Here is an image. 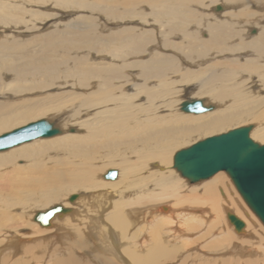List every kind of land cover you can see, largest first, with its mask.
Returning a JSON list of instances; mask_svg holds the SVG:
<instances>
[{"label": "bare ground", "instance_id": "6f19581e", "mask_svg": "<svg viewBox=\"0 0 264 264\" xmlns=\"http://www.w3.org/2000/svg\"><path fill=\"white\" fill-rule=\"evenodd\" d=\"M62 1L66 2V0ZM218 2H222L226 10L213 9L210 21L207 18V21L205 20L204 13L197 15V11L194 12L195 10L187 7L191 4L188 0H176L174 4L162 0V5L165 7L161 6L163 10L154 13L157 17L162 15L167 19L163 26L172 37L179 34L188 43L186 51L176 48L179 50L177 56L181 62L187 63L186 66L179 65L176 56H167L161 52L151 53L152 56L147 60L146 58L136 60L139 51L134 50L142 47L154 36L151 30H144L141 34L130 32L124 36L119 32L118 35L122 36L119 42H112L110 35H99L93 40H88L84 36L83 42L94 41L93 46L97 43H111L107 51L94 50L93 53H89L85 61L84 56H77L83 59L78 63L82 66L87 65L84 69L80 67L77 70L73 69L80 77L77 86L86 89V106L70 114L60 113L80 101L82 94L72 95L74 91L66 90L46 94L41 91L57 85L55 83L59 80L56 76L60 67L67 66L73 59L77 60L70 55L71 48L68 45L71 44L64 43L62 47H58L62 51L59 63L54 62L51 60L53 58L47 55L39 57L43 59H36L37 56H24L23 60L27 61L23 64L5 65L1 60L6 59V54L26 51L28 43L25 42L22 46L14 44L11 47L0 43V52L9 49L4 56L0 54V67L13 72L19 79H25L30 74H41L42 71V75L50 77L49 80L35 84H18L11 89L12 93L5 89L0 90V134L10 131L9 129L17 125L24 126L27 121L39 116L48 117L62 128L58 127L60 129L58 135L38 137L0 151V242L9 236L7 232H16L23 222L29 223L31 218L34 220L36 213L45 211L49 205L56 202L67 205L66 197L74 190V193H82L85 197H89L88 199H93L97 208L95 211H100L105 205L113 206L109 218L122 232H125L130 223L129 217L126 216L130 210L123 209L126 200H109V202L104 191H98L103 187L112 188V181L119 183L120 180L125 179L126 183L121 188V193L130 188L129 184L143 183L140 186L137 184L140 187L137 191L138 195L143 193L144 196L148 195L147 197L152 198L146 204L145 210L151 221H154V225H159V229H155L151 234L146 232L133 234L131 238H135L125 241L127 245L119 248L116 239L112 237L114 231L108 223L103 221L102 224V219L99 218L101 214L96 218L90 217L86 225L99 222L101 227L97 231L100 240L97 248L100 250L92 255L98 264H156L160 260L164 262V259H170L173 253L175 255L179 253L180 249L185 252L186 249L191 248V244L197 239L192 237L201 232L200 226L204 223L213 224L212 227L218 229L225 225L224 217L227 213L242 215L239 206L227 199L228 197L224 199L220 196L221 194L225 196L226 192L224 186H221L224 178L220 172L199 184L187 185L170 165L172 151L176 146L185 143L192 134L212 133L223 129L225 125L229 126L230 123L255 122L250 136L255 140L264 141V0H218ZM218 2L213 3L218 4ZM148 3L156 4L152 0H148ZM199 3L195 6L200 7L201 2ZM250 5L259 11H251ZM201 6L203 8V5ZM188 25L192 28L195 26L198 30L206 29L207 38L201 39L196 32V34L190 32ZM81 37L83 38V34ZM30 42L33 43L34 38ZM51 44L55 43L52 41ZM57 46L54 48L57 49ZM93 46L88 47V52ZM174 46L165 40L161 47L164 50V47ZM45 47L49 48V45L45 44ZM14 48L19 50L14 51ZM80 48L82 46H78L76 52L84 51ZM241 54L244 58L240 61L238 57H241ZM90 55H93L92 59L94 57L102 59L97 60L100 62L95 65V61L89 62ZM132 57L135 59H131ZM115 62L118 64L115 65ZM89 63H93V66ZM107 64L108 67L104 66ZM136 68H139V74L133 76ZM126 71L130 73L127 74ZM94 77L98 80L95 89L91 87V84L97 81ZM63 78L65 81L58 84L59 88L62 84L63 87L67 86L65 85L68 82L67 77L63 76ZM128 85L131 86L130 89H127ZM89 87L91 91H87ZM34 90L39 93L32 96L30 92ZM64 91L67 93L61 95ZM185 92L207 96V100L201 99L203 105L208 106L206 103L209 105L213 103L214 106L211 105V110L200 112L202 114L193 112L185 114L184 111L181 113L177 111L180 103L183 100H194V97L182 98L180 94ZM165 96L167 98H164ZM180 100L182 101L179 102ZM92 109L95 111L90 112ZM156 110L159 112L163 110L165 113L158 115ZM82 113L86 114L85 117L80 116ZM163 116L167 117L161 120ZM139 118L144 120L138 121ZM70 126L74 128L68 129V132L64 131ZM131 155L136 160L133 163L128 159ZM102 163H105L104 167L120 165L118 170L110 168L104 172L105 174L108 170H116L115 179L104 177ZM57 213L50 219L48 226L40 225L36 221L42 231L51 230L57 222L58 215L64 217L65 222L70 219L68 212ZM244 221L247 224L248 221L253 220L249 216ZM244 221H242L243 230L236 231L234 228L236 232L245 233L247 226L245 227ZM102 229H104L103 233L100 234ZM225 231V234L223 230L214 232L216 237L223 236L219 241L216 240L217 245L214 244L211 248L215 249L218 246L225 249L230 246L229 249L226 248L228 253H249L246 251L250 248L243 249L234 243L230 245L237 238L231 236V240L229 229L225 227ZM212 234L213 232L209 235ZM75 235V241L67 247L69 251L61 249L60 246L48 250L50 253L48 257H51V260L54 258L53 264H64L67 260L75 262L77 256L75 255L74 258V252L78 253V249L81 250L86 246L84 237L79 233H74ZM204 237L202 243L209 241V236L206 239ZM69 240L66 239L67 242ZM119 244L121 245V242ZM145 244L148 248L144 252L138 251L143 249ZM23 250L29 254L31 249L24 247ZM66 251L68 259L64 257ZM31 252L29 259H14L13 264H29L32 260L35 263L41 262L42 258L35 256V251ZM9 256L11 254L4 256L2 260H7Z\"/></svg>", "mask_w": 264, "mask_h": 264}, {"label": "rangeland", "instance_id": "374dc122", "mask_svg": "<svg viewBox=\"0 0 264 264\" xmlns=\"http://www.w3.org/2000/svg\"><path fill=\"white\" fill-rule=\"evenodd\" d=\"M152 1L156 2V4L150 5L148 3V0H66V2H63L62 0H0V29H1L0 30V43L3 44L4 46L9 45L10 47L14 44L18 45V46H22V44H24L25 42L28 43L26 51L22 50V52H13V53L10 52L9 54H6V59L4 58V60H1V61L5 65L23 64L27 61V60H23L25 58L24 56H28V57H36L37 56L36 59H43V58H39V57H45V56L49 55L51 58H53L51 60L59 63V61L62 57V53H61L62 51L59 50L58 47L59 46L62 47V45L64 43L65 44H71V45H68V47L71 48L70 49V52H71L70 55H73V57L77 58V60L72 58L73 60L70 61L67 66L60 67V71L57 72V76H56V78L59 80V82L55 83L57 85H54L53 88L50 87V89H48V90L41 91V93H43V92H45L44 94L49 93V92H52V93L53 92H59L60 93V92H62L61 90H66L67 92L74 91L75 93L73 92L72 95L80 93V94H82L80 101L75 102L74 105H72L70 108H66L60 114H64V112H68V114H70V113L76 112L77 110H79L81 108L84 109V107L86 106V100H85L86 89L82 88L81 86H77L78 83L80 82V77L77 76V74H75L73 69L75 68L77 70L79 67L81 69H84L87 65L82 66L80 63H78V62L83 61V59H82L83 56H84V61H85L86 58L88 57L89 53H93L94 50L107 51L108 48L110 47V43H111V42H109V43L103 42L100 44L97 43L93 46L94 41L88 42V43L83 42L84 36L88 40L89 39L93 40V39H96V37H98L99 35L100 36L110 35L111 39H113L112 42H119L120 39L122 38V36L118 35L119 32H121V34L124 36V35H126V33H130V32H134L135 34H141L144 30H151L153 32L154 36L151 37V39L149 41H146L142 47L138 48L137 50H134V51H139V53L136 55V60L144 59V58H146V60H147V59H149L150 56H152L153 52H155V53L161 52L162 54H165L167 56H169V55L170 56H176V60H178L177 63H179V65L186 66L187 63L181 62L179 56H177V53L179 52V50L176 48L182 49L181 51H186L188 43H186V41H184L183 36H180L179 34L174 35L173 37L171 36V34L167 30V28L165 26H163V24H165L164 23L165 20H167V19L163 18L162 15H159L158 17L154 15V13L156 11L159 12V11L163 10L161 7V6H164V5H162V0H152ZM163 1L168 2L169 4H174L176 2V0H163ZM172 1H175V2H172ZM198 1L201 2V5H203V8H201L202 7L201 5H200V7H199V5L195 6L196 4H200ZM198 1L197 0H188V3H191V4H188L187 7L195 10L194 12L197 11L196 12L197 15L204 13L203 15L205 16L206 21H207V19H208V21H210L212 19L211 13L214 12L213 9L216 11L217 10L218 11L226 10L224 5L222 4V2H218V0H201V1L198 0ZM216 1L218 2V4L215 3L217 5H215L213 3ZM109 6H110V8H109ZM218 7H219V9H217ZM194 8H196V9H194ZM110 10L112 12H110ZM186 10H188V9L186 8ZM250 10L256 11V12L259 11L253 5H250ZM205 13L208 14V17H207V14L205 15ZM158 18H159V20H158ZM218 18H220V17H218ZM177 22H178V20L176 19V23ZM180 22H181V20H180ZM201 23H203V22H201ZM201 25H203V24H201ZM188 26H189L188 27L189 31L194 32V33L196 32L197 35L201 39L207 38L208 32L206 29H199L198 30L195 28V26H193V28L190 25H188ZM125 30H128V31H125ZM167 31H168V33H167ZM108 32H109V34H107ZM81 34H83V38L81 37ZM32 38H34L33 43L30 42V40ZM165 40L167 42L169 41L170 43H172L176 47L175 46L173 48L172 47H164V50H163V48L161 46L163 45ZM179 40H181V41H179ZM52 41L55 44L52 45L51 44ZM45 44L49 45V48L45 47ZM114 44H116V43H114ZM75 45L77 47H75ZM90 45L93 47L90 50V52H88L87 49ZM54 46H57V49H55ZM78 46H80V47L82 46V48H80V49H84V51L76 52V49H78ZM13 50L18 51L19 49L14 48ZM130 50H131V48H130ZM0 51H1V49H0ZM7 51H9V49H6L3 52H0V54L2 56H4V53H8ZM181 51H180V54L183 55V53H181ZM101 53L104 54V52H101ZM11 55L13 57H11ZM98 55H100V54H98ZM105 55L110 56L109 54H105ZM77 56H82V57L78 58ZM91 56H93V55H90L89 60H91V61H89V62L95 61V65L97 62H100L102 59L101 57H94V59H92ZM243 56L244 55L241 54V57H238V59L241 61L244 58ZM13 58H15V59L12 60ZM131 59H135V58L132 57ZM97 60H100V61H97ZM115 60L117 61L116 58H115ZM31 63H34V62H31ZM31 63H29V64H31ZM92 64L93 63H91V64L89 63V65H92ZM116 64H118V62H115V65ZM104 66L108 67L109 64L104 65ZM188 67L190 68L191 66H188ZM128 70H133V69H128ZM125 73L129 74L130 72L126 71ZM42 74H43V71L41 72V74L40 73L36 74V75L30 74L25 79H19L18 77L14 76L13 72L6 71L4 68L0 67V90L5 89V90H7V92L12 93L11 89L18 84H35L37 82H41L43 80H49L50 79L49 76L42 75ZM136 74H139V68L135 69L133 76H135ZM63 76H66L68 79L67 80L68 82L65 83V85H67V86L63 87V84H62V86L59 88L60 85H58V84L64 83V81H65ZM94 80H97V78L94 77ZM116 80H118V79L116 78ZM97 83H98V80L95 82V84H91L92 85L91 87L95 89L97 86ZM149 84H150V82H149ZM91 87H89V89H87V91H91ZM125 87L126 86H124V88ZM130 88H131V86L128 85L127 89H130ZM193 88H195V87H193ZM174 91H176V90H174ZM30 93L32 96H34L35 94H37L39 92H35V90H34ZM66 93L64 91V93H61V95L62 94L64 95ZM185 93H186V95H185ZM185 93H181L183 95L180 94V96L182 98H184V97L193 98L194 97V99H202L204 101L207 100V96L203 97L201 95H194V94L192 95L189 92H185ZM204 94H208V93H204ZM164 98H167V97L165 96ZM181 101L182 100H180L179 102H181ZM176 104H174V105H176ZM206 104L209 105L208 103H206ZM210 104L214 106L213 103H210ZM93 110L95 111V109H92V110H90V112H92ZM177 111H179L181 113L183 112V111H180V107L177 108ZM156 112L158 113V115L165 113V111H163V110H160V112H159V110H156ZM185 114H186V112H185ZM190 114H192V113H190ZM200 114H202V113H200ZM85 115H86L85 113H82L80 116L85 117ZM164 117H167V116H163L161 120H163ZM189 117H191V116H189ZM42 118L51 122L54 126L62 129L54 121L50 120L48 117H43V116H41V117L39 116L37 118L29 120L26 123H29V122H32V121H35L38 119H42ZM141 120H144V119H142V118L138 119V121H141ZM26 123H24V124H26ZM246 123L247 124H249V123L256 124L255 122H245L244 124L235 122L233 124L230 123L229 126L225 125L226 127L223 126V129H218L217 131L212 132V133L208 132V133L192 134V136L188 137V139L185 141V143L176 146L175 150L173 149L174 151H172L171 157L173 156V154L176 150H178L182 147L188 146L191 143H194L195 141H197L203 137L231 129L233 127H238L240 125H245ZM21 125H23V124H21ZM21 125H17L15 127H18ZM15 127H13V128H15ZM13 128H11V129H13ZM71 128H74V127L70 126L64 131L68 132L69 131L68 129H71ZM11 129H9V130H11ZM61 132H63V130H61ZM50 137H52V136H50ZM253 140H255V139H253ZM255 141H258L260 143L264 142V141H261L258 139H256ZM132 157H133V155L128 156V159L130 162L133 163L136 160ZM170 160H171L170 165L172 168V158ZM104 164L105 163H102L101 166H103ZM118 167H120V165H114V166H110V165L106 166L105 165V167L103 168L104 171H102V172L104 174V172L110 168H115L118 170L119 169ZM154 167L155 166H153V168ZM151 168H152V166H151ZM220 173L224 178V182L221 186H224V189L226 191L225 196L221 193H220L221 194L220 196L224 199H226V197H228L227 199L232 200V202L236 206H239L238 209H241L242 215L238 216L234 212H230V213H232L233 215H235L237 218L241 219L242 221H244V219L251 216V219L254 222L248 221V223L246 224V222L244 221L245 227L247 226L245 233L236 232V231L243 230L244 226L240 229H236V231H235L234 230L235 227L233 226V223H231L229 221V219L226 215L224 217L225 218V220H224L225 225L223 224L221 226V228H218V229H217V227L213 228L212 226H214V225L210 224V223H204V225H202V226L199 225L201 228V232L197 235H194V237H192V238L197 237V239H196V242L191 244V248L186 249L185 252H184V250L180 249V252L176 253V255H175V253H173V256H170L171 257L170 259L169 258L164 259V262L161 260L157 261L156 264H162V262H163V264H172V263L173 264H264V226H262V224L258 221V219L246 207V205L244 204L241 197L239 196V194L235 190L234 186L231 184V182H230L229 178L226 176V174L223 173L222 171ZM177 175L179 178H181V176L178 173H177ZM181 179H183V178H181ZM104 180H106V179H104ZM183 180H184V182H186L185 179H183ZM3 182L4 181H1V183H3ZM109 182H110V180H109ZM124 183H126V179L120 180L119 183L118 182L113 183V181H112V185H113L112 188L106 189L105 187H103V188L98 189V191L103 190L108 201L109 200L110 201L119 200V199L126 200L123 209L124 210H127V209L130 210V212L126 211L127 212L126 216H127V218L129 217L128 219H129L130 223H128V227H127V230L125 232H122V230L119 227H117L112 222V220L109 218L110 212H112L110 209L111 208L113 209V206L105 205L106 207L104 206L100 211H95V210H97V208L94 205L95 202L93 201V199H88L89 197H85L84 195H82V193L81 194L80 193H74V191H75L74 190L72 192H69V196L66 197V204L67 205H63V203H61V202H59V203L56 202V203L48 206V208H49V207L56 205V204L62 205L67 210L65 212H58L57 214H63V213L68 212L67 214L68 215L70 214L69 215L70 219L67 222H65L64 217H60L61 215H58V218H56L57 222L54 225V227L51 230L42 231V229H40L41 227L38 225V223L36 221H34L33 218H31L29 223L23 222L21 224V226L17 229L16 232H14V233L13 232H10V233L7 232V234L9 236L6 239H3L2 242H0V260H1L0 264H13L14 259L17 260L18 258H28L29 259L30 255L32 253L31 252L32 250L35 251V253H34L35 256L42 258V260L39 263H35L32 260V262H29V264H53L54 258L51 260L50 259L51 257L50 258L48 257V254H50L48 252V250L50 251L53 248L60 246L61 249L64 248L63 250L69 251V249H67V247H69L71 245V243H73V241H75V238H76V235L74 236V233L75 234L79 233L82 235V237H84L85 240L84 239L83 240H84L86 246H84L83 249H81V250L78 249V253L74 252V258H75V255L77 256L75 259V262L74 261L72 262V260H67L64 264H74V263L75 264H79V263L80 264H98L92 255L95 252H97L98 250H100L97 248L98 245L100 244L99 236H97V231L101 227H100L99 222L96 224H93V225H91L92 223H90V225H88V224L86 225V221H88L90 217L92 218V216H93L96 218V216L97 215L99 216L100 214L101 215L99 218L102 219V224H103V221H104V223H108L109 227L114 231L115 234L112 237L116 239L115 241H117V243H118L117 245L119 248L125 247L127 245V242L125 244V241L133 240L135 238V237L133 239L131 238V236L133 234H136V233L138 234L139 232L140 233L146 232V234H148V233L151 234L155 229H159L158 228L159 225L158 224L154 225V221L153 220L151 221V217L148 215L147 211L145 210L146 204H148V202L152 198L147 197L148 195L144 196L143 193H139V195H138L137 191H139L138 188H140L138 186H140V184H143V183H137L138 186L136 183L135 184L134 183L129 184L130 188L128 190H125L124 193H121V188L124 186ZM118 184H120V185H118ZM186 184L188 185L187 182H186ZM131 189L133 191H131ZM71 195H74V199H72V200L69 199V197ZM129 195H131V196H129ZM130 197L132 199H130ZM140 198H141V200H140ZM83 203H85V204H83ZM142 204H143V206H142ZM88 208H90V210H88ZM35 211H39V210H35ZM198 214H200V213H198ZM71 215H72V217H71ZM83 219H85V220H83ZM93 222H95V221H93ZM108 225H106L107 228H108ZM46 226H48V225H46ZM93 227H95V228L93 229ZM225 227L229 229L231 240H232L231 236H234L235 239L237 238L236 240H233L230 243V245H232V243H234V244H237L238 247H241L243 249L250 248L249 249L250 251L249 250L246 251L249 253H246V254L228 253L226 248L229 249L228 247H230V246L226 247L225 249L222 247L220 248L218 246L215 247V249L211 248V246L214 247V244L217 245L216 240L219 241L220 237L223 236V235H218L216 237L215 233L219 232V230H223V233L225 234L226 233V231L224 232ZM210 228H211V230H210ZM84 229H86V230H84ZM138 229L141 231H139ZM103 230L104 229H102L100 234L103 233ZM211 232H213L214 236H213V234L211 236L209 235ZM5 233H6V231L3 232V234H5ZM15 234H17L16 236H20L22 238L18 239L15 236ZM146 234H145V236H146ZM122 236H124V237H122ZM207 236H209V241H206V243H202V241L204 240L203 237L206 239ZM199 237H201V239ZM67 238L70 239L68 242L66 241ZM71 239H73V240H71ZM242 240H244V241H242ZM211 241H212V243L210 244ZM214 241L216 243H214ZM63 242H64V244H63ZM119 242H121V245L119 244ZM33 246H35V247L33 248ZM203 246H206V247H203ZM220 246H222L221 243H220ZM24 247H27V248L29 247L31 249V250H29L30 251L29 254H26V252H24V250H23ZM199 247H201V248L199 249ZM146 248H148L147 244H145L143 246V249H141V250H139L138 248L137 249L140 252H144L146 250ZM201 249H202V251H201ZM67 251H66V253L63 252L65 254V255L64 254L63 255L66 259H68L67 255H66ZM218 252H220V253H218ZM69 253L70 252H68V254ZM7 254H11V256H9L7 258V260H2L4 256H7ZM178 258L181 260H179ZM169 260L170 261L172 260V261L170 262ZM175 261H176V263H175Z\"/></svg>", "mask_w": 264, "mask_h": 264}, {"label": "water", "instance_id": "95a60500", "mask_svg": "<svg viewBox=\"0 0 264 264\" xmlns=\"http://www.w3.org/2000/svg\"><path fill=\"white\" fill-rule=\"evenodd\" d=\"M209 109L212 106L203 105L201 99L183 100L180 103V110L184 112L200 113ZM252 128L253 124L240 125L182 147L172 156V168L188 184H199L222 171L246 207L264 226V142L251 138ZM59 133L60 129L51 122L38 119L1 133L0 151L38 137H50ZM116 175V170L112 169L104 177L115 179ZM69 199H74V195ZM66 210L56 204L43 212H37L34 220L45 226L55 213ZM227 217L236 229L243 227V222L232 213H227Z\"/></svg>", "mask_w": 264, "mask_h": 264}]
</instances>
